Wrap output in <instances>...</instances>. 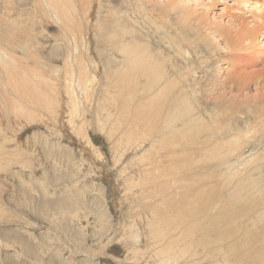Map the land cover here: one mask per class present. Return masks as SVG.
Instances as JSON below:
<instances>
[{
	"label": "bare ground",
	"instance_id": "6f19581e",
	"mask_svg": "<svg viewBox=\"0 0 264 264\" xmlns=\"http://www.w3.org/2000/svg\"><path fill=\"white\" fill-rule=\"evenodd\" d=\"M235 2L225 7V23L191 24L195 30L187 35L168 18L145 15L140 0L0 1V117L6 120L0 123V193L23 212L17 222L0 205V264H55L45 242L50 234L30 220L33 213L44 224L51 211L61 215L73 249L84 252L71 263L125 264L130 256L146 264H198L199 256L222 264L231 231L218 211L211 214L214 203L203 204L206 184L193 180V164H221V150L241 139L258 140L255 148L264 140L261 120L249 122L263 105L248 103L258 98L248 96L251 85L264 78V69L255 68L264 25L245 10L235 12L243 8ZM134 3L129 12L125 6ZM202 29H213L225 49L213 50ZM220 60L229 62L224 79ZM39 115L48 120L43 128L16 137L19 121ZM92 133L111 142L113 171L126 182L123 198L139 192L141 205H149L145 230L124 227L126 249L117 261L106 253L115 237V194L85 156L104 163L109 157ZM73 135L83 149L71 142ZM99 255V262L90 259ZM52 256L70 264L59 250Z\"/></svg>",
	"mask_w": 264,
	"mask_h": 264
},
{
	"label": "rangeland",
	"instance_id": "374dc122",
	"mask_svg": "<svg viewBox=\"0 0 264 264\" xmlns=\"http://www.w3.org/2000/svg\"><path fill=\"white\" fill-rule=\"evenodd\" d=\"M1 1V0H0ZM141 6L144 9L145 15L149 17H158L168 18L172 25H176V28H179L184 34H191L188 30L193 26H204L208 22H223L225 23L228 18L224 14L225 7L229 4H233V0H140ZM105 2V1H103ZM241 4L245 10V16L252 19L256 24L264 25V0H244L242 3L235 2L233 7ZM129 9H128V8ZM129 12L135 9L134 4H127L125 6ZM131 8V10H130ZM103 9L105 7L103 6ZM108 9V8H106ZM105 9V10H106ZM96 11H94L95 14ZM106 13V12H105ZM108 14V13H107ZM110 15V14H108ZM226 16V17H225ZM1 17V16H0ZM223 18V19H221ZM196 19V20H195ZM150 22V21H149ZM152 24V23H150ZM200 24V25H199ZM191 30V29H190ZM202 31L209 36V44L213 50H218L221 47L225 49L224 43L221 41V37L213 34L209 31L202 29ZM261 35L256 41L257 54L256 56V69H264V35ZM216 41H220V46L217 45ZM222 76L224 79L226 74V69L229 68L228 60H220L217 64ZM4 78V68L0 63V82ZM228 83V82H227ZM2 88V86L0 85ZM236 90H234V93ZM3 94L1 93V99ZM249 97L258 96L256 100L251 99L248 101L249 104L255 108L256 104L263 105L262 113L260 116L255 119L251 118L250 123H257L261 120L263 126L262 131H264V78L261 77L258 83L252 84L250 90L248 91ZM243 100H246L245 97H242ZM257 101V102H255ZM247 103V104H248ZM94 103L91 102L89 108H92ZM3 104L0 103V108ZM64 112L62 113L61 123L64 125V132L67 130V121L68 114L70 109L68 108V101H65L63 104ZM27 111V110H25ZM90 117V111L88 112ZM0 116H3V112L0 111ZM248 118V117H247ZM52 119V118H51ZM6 120L4 117H0V123H4ZM48 120L46 117L39 115L38 117H30L27 120L22 119L21 122L14 123L16 137H25L32 134L40 126L43 128ZM51 121H49V124ZM254 127L256 125H253ZM53 128V124L51 123ZM94 145L106 153L109 157V162L97 161L92 156L86 155V159L91 161L94 165V173L96 178L101 179L105 186L110 190L112 194H115L112 197L111 210L113 211L114 216L112 217L114 226L111 227L112 235L115 234L113 241L106 248L111 260H119V250L121 248L126 249L124 241L127 240L126 236L123 234V229L126 225H134L133 229L145 230L144 224L141 222L145 218L148 212H144L148 208V204L141 205V201L138 200L137 194L130 199L126 197L123 198L124 193V184L126 182L121 180V177L118 176L113 171L112 165V156H111V142L109 143L107 137L100 135L98 133H92ZM72 143L78 148L83 149L84 143L79 140L78 137L73 135ZM70 140V139H67ZM258 140H247L241 139L237 144H235L230 150H221V152L226 153L224 156V161L221 164H217L213 161H199L196 166V173L193 180H203L206 184L203 204L210 205L211 214L214 211H218L220 216L218 219H222L225 228L231 233L226 236L225 242L227 241V248L225 250V257L222 259V264H264V140L261 145L254 147L257 144ZM171 160H164V165L170 167L173 163ZM87 162V163H88ZM172 162V163H171ZM162 165V164H161ZM163 166V165H162ZM166 167V166H165ZM245 167L243 171H240L241 168ZM192 173L195 172L191 170ZM131 192L126 193L128 195ZM5 192L0 193V205L5 210V216L11 215L14 221H22L23 215H21L22 210H17V208L12 207L8 204L2 197H4ZM133 198V199H132ZM171 203L175 201V198L170 199ZM148 205V206H147ZM196 206V202H193L192 207ZM1 207V206H0ZM228 212L229 214H225ZM23 213V212H22ZM51 220H47L44 224H38L37 221H34V214L31 213L30 220L34 222L33 224L39 225L47 229V232L50 234V238L45 240L47 244V249L49 253V258L55 262V264H60L59 257H53L52 254L55 251H60L62 254V259L70 264H80L79 262H70V260H82L84 258V252H77L73 249L70 239L69 232L65 230L62 226L63 219L61 215L55 211L50 213ZM3 220V218H2ZM227 222H225V221ZM84 221H87L84 219ZM92 226V224H89ZM97 230V228H94ZM37 231V230H36ZM144 237V235H142ZM145 241V239H144ZM68 242L69 247L66 243ZM175 243V247L179 249ZM119 246V247H118ZM189 248V247H185ZM118 252V254H117ZM104 255H99L97 259L100 261V258ZM95 257V254L92 255ZM88 258V257H87ZM198 264H211L207 259H200L199 256H196ZM178 259V258H176ZM98 261V262H99ZM125 264H146L142 260L133 261L130 256H126L124 260ZM100 264V263H99ZM105 264V263H104ZM183 264V263H181ZM190 264H195L191 262Z\"/></svg>",
	"mask_w": 264,
	"mask_h": 264
}]
</instances>
